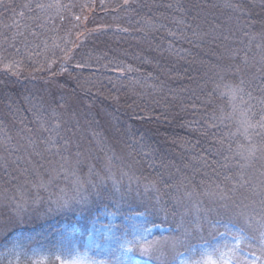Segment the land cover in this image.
<instances>
[{"label":"trees","instance_id":"16d2710c","mask_svg":"<svg viewBox=\"0 0 264 264\" xmlns=\"http://www.w3.org/2000/svg\"><path fill=\"white\" fill-rule=\"evenodd\" d=\"M213 20L226 29L232 21L242 25L245 39ZM0 57L7 65L0 67V124L8 132L59 155L78 140L105 142V135L136 175L128 187L126 176L119 180L118 190L88 184L68 214L43 200L39 215L19 222L3 206L0 249L27 234V245L51 255L45 264H58L49 253L55 232L80 222L77 214L84 220L102 209L143 213L146 223L169 224L171 232L185 223L217 232L232 223L249 232L248 217L264 228V158L251 163L255 182L224 177L215 149H226L218 127L226 133L228 122L218 117L227 107L214 91L218 79L243 81L257 120L264 116V0H0ZM254 139L264 157V135ZM14 145H4L7 159L22 160ZM191 161L216 173L185 179L187 191L212 210L191 207L184 216L177 199L185 185L176 170ZM7 167L0 162L3 184L14 179Z\"/></svg>","mask_w":264,"mask_h":264},{"label":"rangeland","instance_id":"374dc122","mask_svg":"<svg viewBox=\"0 0 264 264\" xmlns=\"http://www.w3.org/2000/svg\"><path fill=\"white\" fill-rule=\"evenodd\" d=\"M210 23L218 25L220 30L226 29L219 26L216 20ZM241 27L232 21L226 29L227 35L231 28L239 30L241 36L237 40L243 42L246 36ZM259 48L257 44L256 51ZM0 67H7L1 57ZM217 77L220 78V75ZM226 113L219 115L220 123ZM224 127L227 128L226 133L223 127L218 128L219 133H223L219 139L226 149L220 151L218 145L219 149H215L224 177L232 184L245 180L255 182L251 178L250 166L254 158L260 155L261 160L264 158L263 150L257 147L253 150L255 139L249 142L238 135L229 137L228 133L235 131L229 122ZM21 136L20 132L11 134L0 124V162L4 161L6 167L9 166L8 173L14 178L5 184L0 182V209L6 206V212H12L19 222L24 217H30L35 210L39 215L37 208L43 200L48 201L54 212L71 213L83 198L87 185L92 182H109L116 190L124 176L127 187L136 182L127 157L105 135V142L84 144V140H78L76 143L79 145L65 148L61 155L53 154L56 151L52 148L39 146L36 139L30 144ZM13 139L16 144L13 149L19 151L22 160L16 156L6 157L7 148L4 145ZM223 153L226 156H221ZM202 165V162L191 161L176 170L185 185L183 197L177 199L182 202L183 210L186 209L184 216L191 213V207L205 213L212 210L211 204L205 206L198 194L187 191L189 186L185 179L192 178L193 172L208 179L215 177L216 173L203 171L206 167ZM221 189L224 187L221 186ZM121 215L102 209L83 220L82 215L77 214L74 219L80 222H64L62 228L55 232L54 240L49 242L54 247L49 253L53 254L58 264L62 261L65 264H224L225 261L227 264H264V228L258 229V221L253 225L250 217L246 223L243 222L249 232L232 223L225 224L218 232L212 228L203 231L205 226L202 224L192 226L185 223L179 231L171 232L169 224L146 223L143 213ZM26 237L23 241L16 237L11 245L0 249V264H45L51 256L45 246L27 245V234Z\"/></svg>","mask_w":264,"mask_h":264},{"label":"clouds","instance_id":"9594fccd","mask_svg":"<svg viewBox=\"0 0 264 264\" xmlns=\"http://www.w3.org/2000/svg\"><path fill=\"white\" fill-rule=\"evenodd\" d=\"M214 91L219 99L225 101L227 107L223 121L229 122L235 129L228 133L229 137L238 135L251 142L258 133L264 135V130L260 127L264 121L257 120L253 109L249 106L250 99L242 83L229 79H218Z\"/></svg>","mask_w":264,"mask_h":264},{"label":"snow or ice","instance_id":"6c2138e0","mask_svg":"<svg viewBox=\"0 0 264 264\" xmlns=\"http://www.w3.org/2000/svg\"><path fill=\"white\" fill-rule=\"evenodd\" d=\"M41 7H43V6L41 5ZM241 83H244V82L241 81ZM260 119H261V121H264V116H262ZM260 127H261L262 130H264V124H261ZM257 135H259V133ZM255 148H256V146L253 145V150H255ZM61 264H65V262L62 261ZM224 264H227V262L225 261Z\"/></svg>","mask_w":264,"mask_h":264}]
</instances>
